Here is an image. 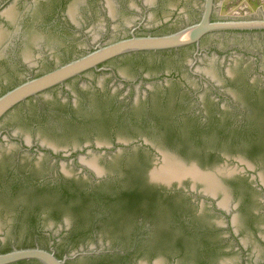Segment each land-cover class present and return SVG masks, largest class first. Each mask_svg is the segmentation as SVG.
<instances>
[{"label":"water","instance_id":"1","mask_svg":"<svg viewBox=\"0 0 264 264\" xmlns=\"http://www.w3.org/2000/svg\"><path fill=\"white\" fill-rule=\"evenodd\" d=\"M0 264H264V0H0Z\"/></svg>","mask_w":264,"mask_h":264}]
</instances>
